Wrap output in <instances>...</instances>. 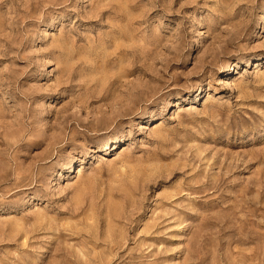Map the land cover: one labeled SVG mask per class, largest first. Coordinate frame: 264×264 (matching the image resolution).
<instances>
[{
  "label": "rangeland",
  "instance_id": "374dc122",
  "mask_svg": "<svg viewBox=\"0 0 264 264\" xmlns=\"http://www.w3.org/2000/svg\"><path fill=\"white\" fill-rule=\"evenodd\" d=\"M101 7L93 0H69L66 7L56 6L54 0H44L39 5L34 0H9L0 6V43L10 48L15 45L13 51L20 57L0 61V90L7 93V104L0 105V159L17 173L38 175L48 188L47 194L54 195L59 206L52 215L47 211L48 200L33 195L31 206L25 209L36 213V221L54 230L51 235L55 238L47 242L35 264H264V216L251 206L264 201V100L256 98L264 95V0H223L217 6L221 15L212 19L205 16L207 9L196 3L181 7V0H175L164 11L160 7L152 10L145 2L134 11L128 10L134 17L133 27L114 19L115 14L106 16ZM77 14L100 16L108 23L80 20ZM182 14L204 17L205 22L198 24L196 31L206 34L183 36L186 30ZM145 17H156L160 23V42L155 51L145 55L148 72L159 75V68L167 63L165 46L183 49L178 62L165 69L169 73L168 87L160 90L153 103L162 105L161 114L170 109V116L176 120L185 114L215 119L219 133L199 144L202 154L216 165V171L226 175L230 171L228 178L233 181L228 188L234 195L199 203L196 212L182 213L179 222L173 219L170 224L159 217L163 211L164 219H171L168 210L151 202L153 196L165 193L161 186L150 189L148 198L138 202L117 178L109 190L121 193L123 198L110 195L100 203L92 169L110 148L118 154V145L81 142L73 146L65 136L53 133L51 147L55 155L41 163L38 155L23 152L24 145L16 131L35 99L29 89H55L60 79L59 70L53 72L55 65L19 75L29 53L49 46L64 47L69 30L79 32L78 25H96L75 37L76 43L82 45L77 57L82 60L80 103L86 104L91 91L103 93L116 81L125 83L137 52L146 46L152 48L135 30ZM68 18L74 23L61 22ZM14 73L17 78L13 81L9 77ZM149 83L141 76L135 78L136 88H146ZM63 91L61 88L59 92L43 93L47 100L60 101L49 104V108L59 110L64 102ZM109 103L112 112L120 117L124 115L122 106H132L117 92L112 93ZM137 111L142 116L146 109ZM149 122L144 120L145 126ZM22 191L32 193L33 189ZM175 195L168 191L164 203ZM161 224L165 234L154 235L162 230ZM26 230L22 213L0 204V239L23 236L20 244L26 245ZM16 247L0 243V264H21L9 255Z\"/></svg>",
  "mask_w": 264,
  "mask_h": 264
},
{
  "label": "clouds",
  "instance_id": "9594fccd",
  "mask_svg": "<svg viewBox=\"0 0 264 264\" xmlns=\"http://www.w3.org/2000/svg\"><path fill=\"white\" fill-rule=\"evenodd\" d=\"M9 0H0V6L7 5ZM39 5L44 0H34ZM147 3L152 10L160 7L168 11L169 5L175 0H93L94 4H100V11L106 16L119 18L122 24L133 27L129 9L134 11L142 3ZM223 0H181V7L190 3H196L199 7L207 9L209 19L219 16L218 5ZM245 2V0H240ZM255 3V0H251ZM58 7H66L69 0H54ZM75 11V9H71ZM127 16L128 19H124ZM77 19L88 21L95 20L98 24L108 23L107 19L93 15L91 17L77 14ZM145 22L140 24L135 30L140 33V37L151 43L152 48L147 46L137 52L136 61L127 71L126 82L121 84L116 81L108 91L97 93L90 92L88 103L81 104L80 97L83 94L79 76L82 71V60L78 55L82 50V45L76 43V36L82 35L96 27V25L82 24L71 29L67 33L68 42L64 47L49 46L35 50L26 57L25 67L19 71V75L29 73V69H41L48 65H55L53 72L59 70L60 79L57 81L58 87L55 89L39 86L38 89H29L32 93L30 109L25 111L24 120L18 122L16 131L19 139L23 143V152L31 156L39 157L41 163H46L55 155V150L51 147V138L53 133L65 136L73 146L83 143H102L107 142L111 145H118V154L114 153V148L109 149L92 169L96 176V196L100 203L107 200L111 195L114 199H122L119 192H110L109 185L117 179L127 190L142 201L148 198L150 189L161 186L165 193L157 194L151 198V202L159 208L167 209V215L171 219H164V212L159 214L160 220L170 224L172 220L179 222L182 213L196 212L199 203L216 201L218 198L223 200L227 196L234 195L228 185L233 181L228 178L230 171L226 175L224 172H217L216 165H212L211 160L202 154L203 148L199 141L205 138H211L220 131L218 122L212 118H199L197 116L184 115L181 120H176L170 116V109H164L161 114L162 105H156L153 101L158 96L161 89L168 87V75L165 69L172 63H176L183 54L181 47L165 46L168 54V61L159 68V75L154 76L148 72L147 60L145 55H150L155 51L160 42V23L156 17L151 20L144 18ZM184 21H187L185 24ZM62 23H74L71 18L61 21ZM204 17L199 19L182 14V27L186 30L183 36L192 33L193 36L204 35L198 33L196 26L204 23ZM12 48L0 43V61L6 58L20 57ZM81 65V67H77ZM71 69V70H69ZM141 76L150 83L146 88L135 87V78ZM17 74H12L9 79L15 80ZM156 85V87H153ZM63 88L61 96L64 102L60 104L59 110L55 107L49 108V104L60 103L59 99L53 102L47 100L43 95L46 91L59 92ZM113 92H117L132 102V106L121 107L124 113L123 117L117 116L112 112L110 100ZM6 92L0 90V105L7 104ZM15 99V97H11ZM264 100V95L256 97ZM27 99L25 105H27ZM47 101V102H45ZM21 102H17V108ZM146 109L142 116H138V109ZM151 113V116L148 115ZM264 115V112H261ZM144 120H149L145 126ZM67 149H65L66 151ZM3 151L0 150V157ZM96 157L93 156V163ZM211 165V167H209ZM84 178V174H82ZM25 188H32L33 192L22 191ZM168 191H174L175 196L164 203L165 194ZM46 184L29 171L17 173L15 169L4 164L0 159V204H8L11 210L22 213V218L26 225L24 235L29 237L26 245H21L19 238L13 237L11 240L0 239V243H13L17 247L9 255L15 260L21 261V264H35L39 260V254L44 246L50 240L54 239L47 223L41 224L35 219L36 213L27 212L25 209L31 206L33 195L48 200L47 211L52 215L56 214L59 206L54 202L55 196L47 194ZM176 197H183L178 200ZM173 200H176L173 203ZM252 210L257 214L264 216V201L252 203ZM175 210L173 212L172 210ZM161 231L153 233L154 235H164L166 230L161 224Z\"/></svg>",
  "mask_w": 264,
  "mask_h": 264
}]
</instances>
